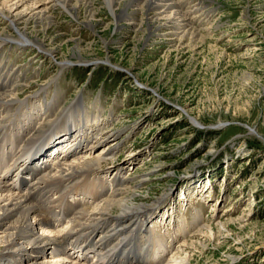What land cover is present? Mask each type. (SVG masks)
Listing matches in <instances>:
<instances>
[{"label":"rangeland","instance_id":"rangeland-1","mask_svg":"<svg viewBox=\"0 0 264 264\" xmlns=\"http://www.w3.org/2000/svg\"><path fill=\"white\" fill-rule=\"evenodd\" d=\"M71 2L19 24L43 50L0 46V68L19 73L20 100L39 109L53 97L69 114L82 97V152L117 148L94 175L106 198L113 187L134 195L132 207L158 202L147 221L166 247L157 264H264V0H184L180 8L197 7L184 37L147 9L123 16L120 4L116 20L103 0ZM5 22L0 32L11 36Z\"/></svg>","mask_w":264,"mask_h":264},{"label":"bare ground","instance_id":"bare-ground-1","mask_svg":"<svg viewBox=\"0 0 264 264\" xmlns=\"http://www.w3.org/2000/svg\"><path fill=\"white\" fill-rule=\"evenodd\" d=\"M71 1L0 0V16L12 29L11 36L0 32V46L15 42L19 47L41 49L19 24L48 18L55 6L66 10ZM103 1L116 20L122 18L115 10L120 4H124L123 16L130 9L153 11L148 20L166 22L170 36L181 37L189 35L194 16H188L197 8H180L184 0ZM22 7L24 10L18 12ZM69 64L60 65L64 68ZM9 70L0 68V264H157L153 255L159 249L166 252V247L156 242L147 221L158 202L132 207L134 195L113 187L106 198L107 182L94 175L117 148L111 144L107 152L101 149L93 158L82 152L90 131L85 127L88 121L85 128L80 122L89 120L82 97L70 104V116L58 114L59 99L53 97L41 108L32 109L29 100H20L16 94L19 73ZM52 85L41 88L38 98L53 92L48 91ZM35 97L29 96L30 100ZM92 117L97 125L98 114ZM65 138L73 142L59 148L58 143ZM51 150L52 155L47 153ZM118 176L114 182L123 183ZM114 210L117 213L113 216ZM89 256L92 262L86 263Z\"/></svg>","mask_w":264,"mask_h":264}]
</instances>
